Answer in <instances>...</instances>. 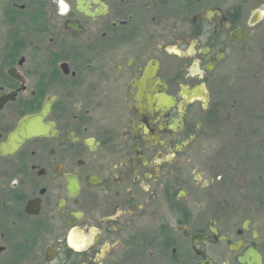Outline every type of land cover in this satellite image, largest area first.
Instances as JSON below:
<instances>
[{
  "label": "flooded vegetation",
  "instance_id": "obj_1",
  "mask_svg": "<svg viewBox=\"0 0 264 264\" xmlns=\"http://www.w3.org/2000/svg\"><path fill=\"white\" fill-rule=\"evenodd\" d=\"M263 34L264 0H0V264H264L203 145Z\"/></svg>",
  "mask_w": 264,
  "mask_h": 264
},
{
  "label": "rangeland",
  "instance_id": "obj_2",
  "mask_svg": "<svg viewBox=\"0 0 264 264\" xmlns=\"http://www.w3.org/2000/svg\"><path fill=\"white\" fill-rule=\"evenodd\" d=\"M239 47L224 64L226 85L218 98L214 137L203 145L210 151L208 157L215 155L216 164L222 166L225 199L245 211L253 205L249 212L264 254V34ZM240 219L236 218V226ZM210 251L213 256L221 253L215 247ZM133 257L130 264H142L140 254Z\"/></svg>",
  "mask_w": 264,
  "mask_h": 264
},
{
  "label": "water",
  "instance_id": "obj_3",
  "mask_svg": "<svg viewBox=\"0 0 264 264\" xmlns=\"http://www.w3.org/2000/svg\"><path fill=\"white\" fill-rule=\"evenodd\" d=\"M41 131L37 129H31L27 131V135H35L39 134ZM242 229H248L247 222H244V225L242 226ZM212 232L215 233V230L212 228ZM257 235L255 232H253V237L255 238ZM241 242H238V245ZM236 248V247H234ZM261 256L260 254L255 250L254 247L248 248L243 255L237 257V261L242 264H260Z\"/></svg>",
  "mask_w": 264,
  "mask_h": 264
}]
</instances>
